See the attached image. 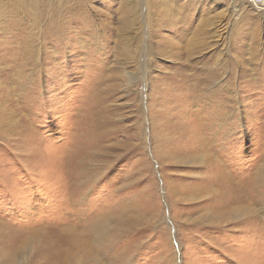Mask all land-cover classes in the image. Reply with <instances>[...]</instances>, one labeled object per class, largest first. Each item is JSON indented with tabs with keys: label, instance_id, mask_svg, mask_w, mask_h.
<instances>
[{
	"label": "rangeland",
	"instance_id": "1",
	"mask_svg": "<svg viewBox=\"0 0 264 264\" xmlns=\"http://www.w3.org/2000/svg\"><path fill=\"white\" fill-rule=\"evenodd\" d=\"M67 1L61 42L45 34L49 15H30L35 1L0 0L4 264H62L66 248L79 254L68 233L106 220L108 241L91 240L101 264H264V202L246 198L264 190V12L244 0ZM210 71V91L233 80L237 97L213 132L200 128ZM221 130L223 152L208 146L238 190L227 210L238 194L253 209L229 221L209 198L220 172L191 160Z\"/></svg>",
	"mask_w": 264,
	"mask_h": 264
},
{
	"label": "bare ground",
	"instance_id": "2",
	"mask_svg": "<svg viewBox=\"0 0 264 264\" xmlns=\"http://www.w3.org/2000/svg\"><path fill=\"white\" fill-rule=\"evenodd\" d=\"M32 2H34V3L30 4L31 7L29 8V11L32 10V12H30V15H36V16L37 15H39V16L40 15H44V16H48L49 15L47 17L48 22H47L46 29H45V34H46L47 38H50V39H52L54 41H61L62 42L63 38H62L61 32L64 29H66V23L65 22H68L67 20H64L65 21L64 22L63 19H62V17H63L62 9H63V7L65 9H71L72 8L71 3H69L67 0H65V2H63V6H61V5H54V3H50L49 4L50 1H48V0H32ZM51 6H53V7H51ZM51 18H53V19H51ZM87 18H88V16H87ZM120 20H121V22L124 25H129V26H131V24L134 22V21H131V20L127 19V16L125 17L124 15H121ZM32 25L34 27L38 26L36 21H34ZM187 26H189V25H187ZM142 29H143V27H142ZM88 30H89V28H88ZM143 31L147 32V30H144V29L142 30V32ZM98 32L99 31H94V30L92 31L91 36H92L93 41H94L93 44L96 45V46H102L100 44V43H102V42H100V39H101L102 36H100L98 34ZM148 40H149V37H148ZM148 45H149V43H148ZM189 45H191V44H189ZM198 45H199V43H198ZM137 54H136V56L140 57L141 56V51L138 52ZM139 57H138V61H139ZM142 60H144V56L143 55H142ZM235 63H233V64L235 65ZM138 64H139V62H138ZM205 69L207 70V68H205ZM234 73H235V68H233V70H232V74H234ZM219 74L220 73H216V72L210 71L209 73H205L203 75V77L201 78L200 87L203 86L204 91H205L206 96H207V99H208L207 100V105L206 104L204 105V107L205 106H207V107L204 108L205 110H203V111L201 110L203 118L201 119L200 128L202 130H204V131H206V130H209L211 132L215 131L216 128H217V124H221V122L224 121V119L222 117H224L223 114L225 112V108L228 107V106L230 107L231 105L234 106L235 101H237V97L235 95H233V92H232V88L235 86V83L233 82V80H228L227 82L225 81L222 84L218 85L215 90L210 91L211 86H213V84L215 82V80H213V79H216V78L219 79L220 78L218 76ZM188 78H190V77H188ZM190 82H192L191 79H190ZM198 86H199V84H198ZM224 87H225V89L223 90ZM226 90H228L229 92L224 93V91H226ZM191 91H192V89H191ZM196 95H198V94H196ZM198 109H199V107H198ZM211 113H212V115H211ZM221 131L220 132H216L215 134L214 133H205V135H203L200 138H198V140H196L195 143H197V142H202V143L198 144V145H195L194 148L197 151L205 150V152H204L203 155H198V156H195V154L192 155L191 156V160H192V162L194 160L193 163L197 164L198 167L202 166V164H204V162H205L206 165L208 167H211L212 170L214 169L215 171L218 170L220 172L219 174H216L217 175L216 177L218 179L217 182L221 183L222 189L216 190L217 192L215 191V195H212L211 197H209L211 199H216V201L217 200H221V202L215 203L217 208H212L213 210H216V211L219 212V213H217L218 215L214 214L213 215L214 217L221 218L222 217L221 214H227L232 209H234V210L231 213H229V215H231V214H238L239 216L249 215V214H251L253 212V209L250 208L249 203L248 204L243 203V202H246V201H244L245 194L244 195L238 194L239 197H238V195H237V197H238L239 201H237V202H239V203H237L235 206H233L230 210H227L232 204L235 203V197L232 195V192L235 191L236 194H237L238 190H237V188H234V186H232V185L229 186V187H228V185L227 186L225 185V182L227 183V181H229L230 175H229L228 171L225 170L226 168H224V166H223L225 164L224 161L221 162V156L222 155H219L216 152H215V155H214L213 152L215 151V149L214 148H210L208 146L209 143H211L213 141H217L218 143L217 144L215 143V147H217L218 150L223 152V149H224V147H223V139H224L225 136L223 135V131L222 132ZM185 158L188 159L189 156L185 157ZM262 169L264 170V168H262ZM261 172H260V176H261ZM263 175H264V173H263ZM256 178L258 179V176H256ZM238 188H240L241 191L244 190L243 186H240ZM195 189H198V190H196L197 193L195 195L197 198L202 197L205 194H211V191H212L211 188L208 191L202 190V188H195ZM220 190H221V192H220ZM225 192H231L232 197L230 198L228 193L225 194ZM246 198H247V200H251L253 202H259V203L264 202V190H263V192L260 193L259 190H257L255 187L252 186L250 192L246 194ZM222 218L229 221L231 217L228 216V217H222ZM214 222H220V221L217 219ZM110 228H111V225L108 222V220H106V221L99 222L97 224L93 223V224H90L88 226L83 227V232L84 233H82V231L76 232V233H68V235H69L67 237L68 245L72 246L75 249H77L79 254H71L70 252L72 250H68L66 248V251H69V254L68 253L66 254V256L62 259L61 263L62 264H70L68 260L78 259L79 264H101L99 262V260H98L96 252L94 251L95 248L91 244L92 235L99 236V240L103 239V240H107L108 241V237H109L108 235L109 234H107V233H108ZM65 234H66V232H65ZM88 249L89 250L92 249V251H88ZM13 256H14V254L11 251L5 250L4 245L2 243H0V264H4L5 259L8 262H9V260L14 259ZM15 257H16V253H15Z\"/></svg>",
	"mask_w": 264,
	"mask_h": 264
},
{
	"label": "built area",
	"instance_id": "3",
	"mask_svg": "<svg viewBox=\"0 0 264 264\" xmlns=\"http://www.w3.org/2000/svg\"><path fill=\"white\" fill-rule=\"evenodd\" d=\"M244 3L260 12H264V0H244Z\"/></svg>",
	"mask_w": 264,
	"mask_h": 264
}]
</instances>
